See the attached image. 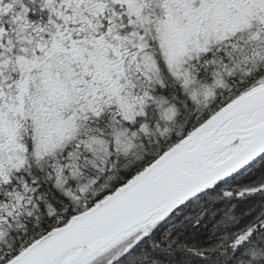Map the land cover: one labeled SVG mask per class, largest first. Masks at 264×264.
<instances>
[{
    "label": "snow or ice",
    "instance_id": "obj_1",
    "mask_svg": "<svg viewBox=\"0 0 264 264\" xmlns=\"http://www.w3.org/2000/svg\"><path fill=\"white\" fill-rule=\"evenodd\" d=\"M0 264H264V0H0Z\"/></svg>",
    "mask_w": 264,
    "mask_h": 264
}]
</instances>
